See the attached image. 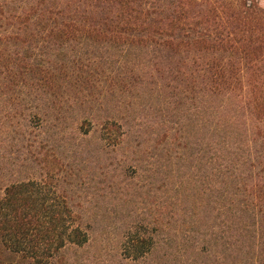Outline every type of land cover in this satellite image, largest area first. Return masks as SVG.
Returning <instances> with one entry per match:
<instances>
[{"label":"trees","instance_id":"1","mask_svg":"<svg viewBox=\"0 0 264 264\" xmlns=\"http://www.w3.org/2000/svg\"><path fill=\"white\" fill-rule=\"evenodd\" d=\"M0 264H264V0H0Z\"/></svg>","mask_w":264,"mask_h":264}]
</instances>
